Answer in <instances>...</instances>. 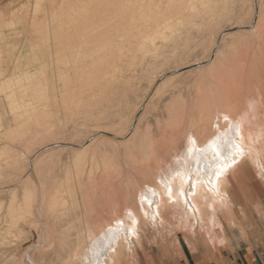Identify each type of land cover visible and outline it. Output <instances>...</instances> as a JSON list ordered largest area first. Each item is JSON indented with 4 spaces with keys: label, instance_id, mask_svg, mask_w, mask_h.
I'll return each instance as SVG.
<instances>
[{
    "label": "bare ground",
    "instance_id": "6f19581e",
    "mask_svg": "<svg viewBox=\"0 0 264 264\" xmlns=\"http://www.w3.org/2000/svg\"><path fill=\"white\" fill-rule=\"evenodd\" d=\"M55 1L47 0L45 7H39L41 15L33 25L42 36L39 34V40L32 37L29 45L21 47L28 50L25 54L17 55L18 42H8L0 32V62H8V67L10 61L13 68L6 80L1 79L0 93L6 94L5 100L12 106L10 113H16L20 123L16 127L20 132H15L21 135L24 124L33 123L36 115L42 127H37L40 133L37 128L33 130L36 136L43 135L39 147H35V140V144H17L28 151L27 157L19 153L22 149L8 145L11 160L0 158V264H25L26 258L36 264H133L130 262L138 252L133 248H140L145 238L151 239L150 227L161 235L170 230L178 214L184 221L202 226L206 206L219 202L229 207L223 194L236 171L263 160L264 144L259 141L258 127L264 123V0H259L258 7L257 0H60L58 9ZM51 23H56L55 30ZM212 29L219 34V40L204 64L201 58L207 51L210 34L204 31ZM54 56L61 65L55 71L61 82V99L55 94L58 84L57 88L50 84L54 78L50 57ZM24 59L35 63L34 73L23 68ZM216 61L220 63L202 72L192 87L185 85L186 92L183 91L181 85L192 67ZM4 68L0 69L3 79ZM175 79L171 85L176 86L182 79L177 89L189 100L172 99L166 115H160L170 128L164 155L169 156L175 148L179 151L165 156L168 158H158V143L149 135L150 123L143 127L150 108L143 100L152 94L153 101ZM28 95L31 98L27 101ZM250 99L255 101L252 109L247 107ZM141 100L145 106H139ZM137 102L136 108H129ZM54 104L76 120L82 119L78 120L79 127L93 131L92 136L86 141L83 137L84 143L80 144H74V137V142H67V135L77 137L83 132L63 124L66 114L55 118L62 125L61 130L57 128L61 132L55 133L56 127L50 126L55 123V109L50 108ZM222 109H227L230 121L241 126L244 150L237 163L225 170L222 183H197L195 192L187 197L191 206L178 195L173 201L167 200L162 195L165 189L160 176L180 167L182 175L170 183L174 192L180 187L186 190L184 176L190 162L198 159L200 168L209 170L216 152L224 150L232 138L230 124L226 127L223 120L215 124V113ZM121 110L128 111L121 114ZM3 119L0 113L1 133ZM140 129L143 132L139 135ZM13 130L4 133L9 135ZM186 132L195 134L197 145L173 141L174 137L185 138ZM57 133L58 138L62 137L58 139ZM57 144L68 149V156L61 157L65 151L61 150V154L59 149L58 153L51 150ZM186 148L193 149L187 159ZM8 167L9 174H4ZM145 185L160 196L159 207L140 205L138 194L145 191ZM37 202L47 209L45 214L36 211ZM153 211L158 213L156 219L152 218ZM118 220L124 224L119 225ZM123 227H134L136 234L126 238L121 231L115 250L108 251L104 246L110 243L112 233Z\"/></svg>",
    "mask_w": 264,
    "mask_h": 264
},
{
    "label": "rangeland",
    "instance_id": "374dc122",
    "mask_svg": "<svg viewBox=\"0 0 264 264\" xmlns=\"http://www.w3.org/2000/svg\"><path fill=\"white\" fill-rule=\"evenodd\" d=\"M51 1H53V0H51ZM46 2H47V0H0V21H1L0 25L4 23L3 25L6 26V27L4 26L3 28H1L0 32H3L5 37H7L6 40H8V42L9 41H11L12 43L18 42L19 47L15 51L17 55H20L22 53L25 54V52L28 51L26 49L22 50L21 47H24V45H26V46L29 45L30 43L28 41L31 40L32 37H33L32 39L39 40L40 37L42 36V32H40V29L37 28V27H35L36 28L35 29L33 24L35 23V21L41 15V12L36 7L37 4H39V6L45 7ZM55 2H57V3H55V7L58 9L60 0H56ZM56 4H58V5H56ZM255 5L257 7L259 6V0H257ZM245 7H246V5H245ZM51 15L49 16V19H52ZM2 18L4 19L3 21L1 20ZM5 18H6V20H5ZM8 19H11V20L9 21ZM5 21L6 22L9 21V22L7 24H5ZM18 21H20V22L18 23ZM11 23H13V25H12L13 28L10 27ZM16 23H18L17 26H16ZM53 23H54V21H53ZM53 23H51L50 26H52ZM55 24H53L54 27L52 26V30L56 29L57 25L55 26ZM25 27H28V28L25 29ZM24 29H25V31H24ZM26 30H28V31H26ZM212 30L213 31H211V30L210 31H208V30L204 31L205 34L206 33H210V34L209 35L207 34V37L209 38V40H208L209 44H207L208 46L206 48V50H207L206 53L201 58L203 61L206 59L207 55L212 51V47H213L215 41L219 40L216 37L219 34L217 35L216 31L214 32L215 29H212ZM27 34H29V35H27ZM11 35H14V36L11 37ZM52 51L54 52L55 49L52 50ZM50 58L52 59V60L50 59L51 60L50 63L53 65V66L51 65V67H50V69L52 68L50 73L53 74L54 78L51 80L50 78H51L52 75L50 74L48 80L50 79L51 81H53V82L49 81V83L51 82L50 83L51 86L55 85V87H56L57 84H58V86H57L58 88L56 87L57 90L55 89V94L57 95V97H59L61 99L62 95H59L60 94V90L58 91V89H60L59 85L61 84V82H59V80H58V79H60L59 77H57L58 73L55 72L56 69L58 67L60 68L61 65L60 64L58 65V62H56V57L55 56H54V58H52V57H50ZM28 59H30V57H28ZM24 61H25L24 65L26 64V66L24 67V65H23V68H27L32 73H34L37 70V66L35 65V63L31 64L30 63L31 61L29 62L28 60H25V59H24ZM220 61H216L214 64H206V65H204L205 64V61H204V64H202L200 66L192 67L193 71L190 72L189 76L186 79H184L182 85H181L182 79L179 80V83H177L176 86L174 85L175 87L172 86V85L175 84V82L177 81L176 79H175V81L173 80V82H169L167 86H165L164 88H162L160 90V92L153 99V101L150 99L152 94H150V96H148L149 99L146 98L145 100H143L144 98H142V100L146 103V105H149V107H150L148 109V113H147L146 118L144 120L143 127H146V125H148V123H150L149 125H150L151 132H149V135L153 136L154 139L158 143V146H157V150H158V154H159L158 158H161V157L168 158L170 155H173V153L179 151L178 148H175L173 153H172V151H170L171 154L169 156L168 155H164L165 150H168V145H169L168 136L170 134H168V136H167V133H168L170 128L168 127V124L166 122H164L165 120L162 119V117L160 115L161 113L163 115L164 114L166 115L165 112L167 110V105H170L172 99H177L179 102H183V101H188L189 100L188 95L184 94V93L183 94L179 93V89H177V87H179L180 85L184 86L183 91L186 92V90H185L186 86L189 85V87H192V85L194 84L195 79L200 77L202 72L207 71L210 67L218 65L220 63ZM39 62H40V64H42L41 60H39ZM6 64H8V62H6ZM6 64L0 62V65H1L0 69L2 70V68L5 67L3 70L6 73V75H2L3 77L5 76L4 79L0 76L1 77L0 81L6 80L10 76V73H12V71H13V68L11 67L12 64L10 63V61H9V66L8 67H7ZM37 65H39V64H37ZM38 69H39V66H38ZM52 71H53V73H52ZM57 71H58V69H57ZM60 87H61V85H60ZM20 89L21 88L19 86V89H17V91H19ZM5 95L6 94L3 95L2 93H0V96H1L0 97V113H1V115L4 116V119H3L4 128H2V133L0 132V149L3 148L2 151L0 150L1 151L0 158L2 160H8L10 158V160H11V154H9L10 150H6V149H8L7 148L8 145L9 146H13L15 148L17 146V144L22 146V145H24L23 143H25V144L26 143H31V142L34 143V140H35V142L38 143V144L36 143L35 147L36 146L39 147V141L41 142L43 140L42 137L40 138V136H43V135L36 136L35 131L37 130L38 133H40V131L38 130L39 128H37V127L41 126V122L42 121L38 120L37 116L35 115L34 118L32 117L33 121H34V122L33 121L32 122L35 123L36 126L35 125H31V124H33L31 122H29V124L32 127L29 126L28 123H26V125L24 124L25 128H30V127L31 128L27 129V130H25V128H23L25 130V132H24V130H23V132L21 131L22 134L21 133L20 134L22 136L19 135V133H16V132H20V130H21V129L20 130L18 129L19 128L18 126H19L20 123L16 119V113L12 112L13 115L10 113L12 111V110H10L12 106L9 104V101H7L8 97L6 96L7 98H5ZM27 97H28L27 99H26V97H24V98L28 101L31 97L29 95ZM59 98H57V99H59ZM5 99H7V100H5ZM20 99L18 101H20ZM139 99H141V98H139ZM142 100H141V102L139 104L140 107H141V105L144 104ZM149 102H151V103H149ZM147 103H149V104H147ZM137 104H138V102L137 103H133L129 108H131V109L132 108H136ZM144 106H145V104H144ZM50 108H51V110H53V108L55 109V110H53V112H54L53 116H55V117H53L54 119L56 118L58 120L59 117H61V118L63 117L64 118L65 114H66L67 117L63 119V122H65L63 124L64 125L66 124L67 126H69L70 130L71 129L73 130V128H75L74 131L83 132L82 135L80 134V136H77L78 138L76 137L75 134H71L72 137H71V135H67V136L65 135L66 137L65 136L64 137L66 138L67 142H69V141L71 142V140H72V142H74V141L76 142L77 141L76 139H80V137L82 136L81 139L79 140L80 142L79 141H77L76 143L74 142V144H78V143L80 144L82 142L84 143V141H86L87 138L92 136L93 131H88L89 129L88 130L84 129L82 127V124H80V125H81V127L83 129L79 127V124H78L79 121L78 120H82V119L78 118V120H76L77 118L74 115H69L68 111L65 112L63 109L61 110L60 107H58V108H57V106L55 107V104H54V106H52ZM126 111H128V110H121L120 113L121 114L127 113ZM142 111H143V109L141 110V112ZM131 112H133V111H131ZM80 117H82V116L80 115ZM53 118L50 119V121L51 120L53 121L54 120ZM67 118L69 120L70 119L71 120L69 121ZM56 119H55V123L52 122L51 125H50V123H47V125L48 126L49 125L50 126L53 125L52 126L53 129L56 127L54 132L57 130V132L60 133L61 132L60 131L61 130L60 127L62 125L59 126L58 124H60V122L58 123V121ZM73 119L75 121H72ZM148 119H149V122L147 121ZM37 120L39 122H36ZM72 122L74 124H72ZM80 122H82V121H80ZM39 123H40V125H38ZM27 124H28L29 127L27 126ZM160 124H164V125H162V126H160L158 128V125H160ZM263 124H261L259 126L260 128L258 127V129H259L258 130V134H260V136H261L259 138V141L264 144V142H263L264 141V130H263L264 129V125ZM54 125H56V126H54ZM76 126L79 127L80 129H78ZM16 127H18V128L16 129ZM10 128H12V129H10ZM33 128H35V129L37 128V129L33 130ZM57 128L60 129V130L58 131ZM67 128H65V129L63 128V129L66 131ZM13 129H16V130H13ZM81 129H82V131H81ZM5 130H13V133L9 134V135H6V133H4ZM29 130L30 131H34V132H32L33 134L31 132H29ZM71 132H73V131H71ZM84 132H87V133H84ZM142 132H143V129H140L139 130V135ZM260 132H263V133L261 134ZM3 133H4V136L2 135ZM34 134H35V136H33ZM23 135L26 136V137L23 138ZM56 135L58 136V133L55 134V136ZM86 135H90V136H86ZM2 136H3V138H2ZM55 136L54 137L52 136V137L55 138ZM99 136H96L95 138H98ZM60 137H62V136H59V138ZM83 137H84L85 140L83 139ZM20 138H22V139H20ZM23 139L26 140V142H24ZM38 139H41V140H38ZM73 139H74V141H73ZM20 140H21L22 143L20 142ZM178 140H180L181 142L185 143L184 142L185 138L183 136L182 137H174L173 138L174 142L178 141ZM28 141H30V142H28ZM63 141H64V139H63ZM199 142H200V140L198 141V143ZM196 145H197V143H196ZM4 146L6 148H4ZM21 146H17L18 148H15V149H18V150L22 149V150L19 151V153L23 154L22 157H24V155L25 156L28 155L27 154L28 151L25 150V148L23 150V147H21ZM100 146L101 145H99V147ZM63 147L64 146H61V145L59 146L57 144V145L51 147V150L56 149L57 151L55 150L56 152L55 151H50V152L58 153V151L60 150L59 152L62 154V152L65 151L61 155V157L65 158L66 156H68L67 155V152H68L67 150L68 149L65 148V147L63 148ZM3 150L8 151V152L6 153ZM61 150H62V152H61ZM25 151H26V153H25ZM64 153H66V154H64ZM39 155H41V154H39ZM165 156H168V157H165ZM262 159L263 160L262 161L260 160L259 165H254V166H251V167L244 166V168H243L244 170L245 169L249 170V168H250L258 176V177H254V180L252 179V182H253V184L255 186L254 187L255 189L252 190L250 195L246 196L245 194H242V190H240L238 188H234V189L231 190V197H232V202H233L232 203V209H231L230 205L227 208L226 206L220 204L219 202L217 204L213 203L212 205L206 206V208L203 211V213H204V223H202L203 227L201 226V223H198V225H192L190 222L184 221L183 217L181 218L182 215H180V214H178V217L175 218V221H172L170 223V227H168V229H170V230H167V232H165V233H161V235L160 234H155L154 233V227H150V234H151L150 238L151 239L145 238L144 239V244L140 248H137V249L133 248L135 251H138V252H137L136 256L133 258V260L130 263H133V264H157V263H159L160 264L161 262H165L172 255L176 254L177 250L180 248L179 242H181V240H187L188 242H192V244L194 243L193 245H200L199 243L206 244L208 247L215 248V249L216 248L224 249V247L227 245V242H230V239L231 240L232 239L238 240L239 239V235L242 234L241 227L239 226V220H242L241 219V215H242V212H243V210L241 208L243 206L247 205L251 209H255L258 212V211H260L259 209H260L261 205L264 204V179L260 178L261 174L264 173V168H263L264 167V162H263L264 161V157ZM261 162H262V164H261ZM4 163L5 162L2 161V164H4ZM5 166H6V164H4V167ZM8 168H5L7 170H5L4 174H9L10 168L9 169ZM228 192H229V189H227L226 195L223 194V196L227 199L228 203L230 204V199H229ZM220 213H224V214L228 215V217L226 215L220 214ZM219 214H220V220L224 224V228L222 227V224H221V222L218 219ZM259 214H261V213H259ZM205 219H206V221H205ZM235 231H237L238 233H236ZM222 239L224 240V244L223 245L220 244V240H222Z\"/></svg>",
    "mask_w": 264,
    "mask_h": 264
},
{
    "label": "snow or ice",
    "instance_id": "6c2138e0",
    "mask_svg": "<svg viewBox=\"0 0 264 264\" xmlns=\"http://www.w3.org/2000/svg\"><path fill=\"white\" fill-rule=\"evenodd\" d=\"M37 9H39V4H37ZM125 7H132L131 5H125ZM255 25L252 26V31H255ZM261 39L264 40V33L261 35ZM247 107L249 109H252L255 107V101L250 99ZM223 120L227 122L225 126L231 127L232 131V138L227 141L225 145V149L221 151H217L215 155V161L214 163L209 167V170L205 171L200 168V161L193 160L190 162V166L187 169V174L184 176V181L187 182L188 187L186 190H184L182 187L178 188L176 192L173 191L172 185L170 183L171 180H173L176 176H181L182 172L180 167L174 168L172 172H170L167 176H160V183L164 185V192L162 195L166 196L167 200L173 201L174 198L178 195L180 197L184 198V203L188 206H191V201L187 199V197L190 194H193L196 190L197 183H200L201 181H206L209 186L215 185L217 182H221V177L224 175V172L227 168H229L231 165H235L243 152V147L241 145V141L243 140V137L241 135V126L240 123L230 121L229 115L227 114V109L219 110L215 113V124L218 126L220 124V121ZM185 140L191 143L192 145H195V134L191 132L185 133ZM193 149L186 148L185 149V158L187 159V156L189 153H191ZM261 179H264V173L261 174ZM145 191H142L138 194V200L141 206L147 205V207H159L160 204V196L157 195L154 189L148 188L147 185L144 186ZM212 190H216L213 188ZM150 193V195H149ZM24 200H28L27 194L24 196ZM36 211L43 215L46 213L47 209H42L40 207L39 202L36 204ZM195 211V209H193ZM147 215V213H145ZM158 216V213L153 211L152 218L156 219ZM129 219L132 221V224H135V220L131 217L129 214ZM117 223L119 225H123V220H118ZM111 232V229H109ZM123 231L125 234V237H129L131 235L136 234V229L134 227H123L118 228L114 233H112L111 241L110 243L106 244L104 247L107 248L108 251H114L115 250V240L118 238L120 232ZM220 244H224V240H220ZM106 254V253H105ZM25 264H36V262L31 261L29 259H25Z\"/></svg>",
    "mask_w": 264,
    "mask_h": 264
},
{
    "label": "crops",
    "instance_id": "0c3cea01",
    "mask_svg": "<svg viewBox=\"0 0 264 264\" xmlns=\"http://www.w3.org/2000/svg\"><path fill=\"white\" fill-rule=\"evenodd\" d=\"M245 170L240 168L231 178V184L228 187L231 209L233 203L232 189L238 188L246 196L255 189L252 179L254 180V177L258 176L250 168ZM241 209L243 212L239 226L242 234L239 235L238 240L230 239L224 249L210 248L201 243H199L200 245H193L192 242L181 240L179 242L180 248L176 254L160 264H264V204L261 205L258 212L247 205ZM220 214L218 219L221 222ZM226 216L228 217V215ZM221 224L224 228V224L222 222Z\"/></svg>",
    "mask_w": 264,
    "mask_h": 264
}]
</instances>
